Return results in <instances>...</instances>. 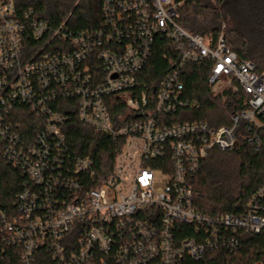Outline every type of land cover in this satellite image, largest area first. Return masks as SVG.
I'll return each instance as SVG.
<instances>
[{
	"label": "built area",
	"instance_id": "obj_1",
	"mask_svg": "<svg viewBox=\"0 0 264 264\" xmlns=\"http://www.w3.org/2000/svg\"><path fill=\"white\" fill-rule=\"evenodd\" d=\"M16 2L0 0V147L27 183L15 211L0 212V258L16 250L21 264H181L232 254L238 235L264 233V188L239 216L194 206L191 179L210 153L232 152L241 124L264 129V74L224 34L181 28L183 0H101V27L79 32L52 30L32 11L19 17ZM158 40L175 44L174 57L165 56L173 71L158 88L140 89ZM190 66L209 67L213 93H243L230 126L172 121L200 108L181 81ZM74 100L81 124L124 138L112 173L89 190L78 176L93 162L71 161L69 118L56 111ZM20 107L44 121L32 143L9 121ZM250 143L264 144L257 133Z\"/></svg>",
	"mask_w": 264,
	"mask_h": 264
},
{
	"label": "trees",
	"instance_id": "obj_2",
	"mask_svg": "<svg viewBox=\"0 0 264 264\" xmlns=\"http://www.w3.org/2000/svg\"><path fill=\"white\" fill-rule=\"evenodd\" d=\"M101 0H17L19 17L33 12V16L46 22L52 30L65 26L75 32L94 31L101 27ZM178 25L186 32L217 40L221 34L227 46L241 60L255 65L257 73L264 74V0H183ZM175 44L158 40L151 64L140 75V89L158 88L173 71L168 60L174 57ZM209 67L190 66L181 75L186 95L196 99L200 108L187 112L172 121H203L220 128L230 126L233 114L243 110V93L215 94L209 85ZM67 109L56 111L69 118L63 131L71 161L89 158L93 162L90 172L79 177L89 190L108 177L114 161L124 144V138L97 133L81 124L77 117V101H69ZM124 110H111L113 117ZM264 122V116L260 117ZM9 121L21 125V134L27 142L45 128L44 121L28 112L26 107L16 108ZM250 128V130H249ZM257 133L264 142V129L241 124L237 130V145L232 152L212 151L191 179L194 206L207 216L232 214L239 216L247 210L259 189L264 188V144L259 150L250 139ZM94 174V175H93ZM27 177L9 165L0 147V212L12 214L16 198L23 191ZM240 245L234 253L210 252L202 261L184 260L181 264H264V233L258 236L238 235ZM0 264H21L19 252L10 250L0 258Z\"/></svg>",
	"mask_w": 264,
	"mask_h": 264
}]
</instances>
